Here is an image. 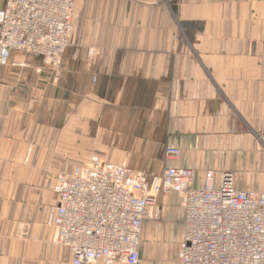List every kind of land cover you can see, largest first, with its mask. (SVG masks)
<instances>
[{
    "label": "crops",
    "instance_id": "1",
    "mask_svg": "<svg viewBox=\"0 0 264 264\" xmlns=\"http://www.w3.org/2000/svg\"><path fill=\"white\" fill-rule=\"evenodd\" d=\"M73 13L60 69L0 66V264H72L46 220L56 175L90 157L151 179L176 149L196 186L211 170L264 189V0H74ZM157 205L138 264H178L183 211L171 192Z\"/></svg>",
    "mask_w": 264,
    "mask_h": 264
},
{
    "label": "built area",
    "instance_id": "2",
    "mask_svg": "<svg viewBox=\"0 0 264 264\" xmlns=\"http://www.w3.org/2000/svg\"><path fill=\"white\" fill-rule=\"evenodd\" d=\"M73 9L74 0H2L0 66L28 68L39 58L60 69L75 31ZM178 156L167 149L168 164L151 179L98 157L58 173L57 204L46 220L53 243L67 249L72 264H138L143 226L159 218L157 199L171 192L183 211L178 264H264V189L237 190L235 173L211 170L196 186L193 170L171 164Z\"/></svg>",
    "mask_w": 264,
    "mask_h": 264
}]
</instances>
